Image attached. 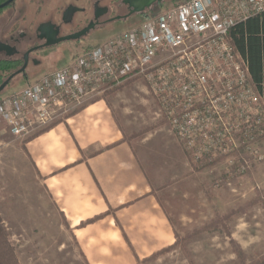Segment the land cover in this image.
<instances>
[{
  "label": "rangeland",
  "instance_id": "obj_1",
  "mask_svg": "<svg viewBox=\"0 0 264 264\" xmlns=\"http://www.w3.org/2000/svg\"><path fill=\"white\" fill-rule=\"evenodd\" d=\"M24 1L16 0L7 6L0 18L14 11L19 17ZM171 2L154 3L148 14L158 13ZM124 13L122 6L117 11L109 10L108 16ZM143 19L144 16L133 14L127 19L113 20L103 29L93 31L92 40L86 44L66 40L33 54L39 63L29 70L27 79L15 76L0 96L55 71L85 48L97 46ZM98 98H103L115 112L125 140L133 145L143 163L178 236L175 247L137 264L264 262V158L257 160L251 156L249 167L234 172L226 182L224 159L201 164L193 159L178 139L159 96L144 78L135 77L109 87ZM33 135H0V262L12 264L7 250L10 247L15 264H87L65 220L22 154L20 146ZM253 149L264 155V138L256 141ZM218 179L223 181L216 185ZM219 218L217 226L203 229Z\"/></svg>",
  "mask_w": 264,
  "mask_h": 264
},
{
  "label": "built area",
  "instance_id": "obj_2",
  "mask_svg": "<svg viewBox=\"0 0 264 264\" xmlns=\"http://www.w3.org/2000/svg\"><path fill=\"white\" fill-rule=\"evenodd\" d=\"M262 12L264 0H172L136 26L0 96V135H33L109 87L142 77L193 159H224L228 182L249 167L251 156L264 158L253 149L264 138V101L228 37L234 25Z\"/></svg>",
  "mask_w": 264,
  "mask_h": 264
},
{
  "label": "crops",
  "instance_id": "obj_3",
  "mask_svg": "<svg viewBox=\"0 0 264 264\" xmlns=\"http://www.w3.org/2000/svg\"><path fill=\"white\" fill-rule=\"evenodd\" d=\"M21 146L87 264H137L174 243L171 217L103 98Z\"/></svg>",
  "mask_w": 264,
  "mask_h": 264
},
{
  "label": "flooded vegetation",
  "instance_id": "obj_4",
  "mask_svg": "<svg viewBox=\"0 0 264 264\" xmlns=\"http://www.w3.org/2000/svg\"><path fill=\"white\" fill-rule=\"evenodd\" d=\"M15 1L9 5L14 4ZM110 1L112 6L109 7L108 0H25L19 17H16L17 13L14 11L13 14L0 18V58L21 59L18 66L20 68L24 55L28 53L25 70L19 74L21 78L27 79L29 70L39 63L33 54L50 47L51 45H47L49 42L90 26V29L79 38L68 40L74 41V44H86L92 40L93 31L103 29L111 22L110 19L116 16L127 19L129 16L126 18L124 16L134 9L129 7L125 0ZM7 6L1 8L0 13ZM122 6L125 7L126 13L108 16L109 10L117 11ZM151 7L133 14L142 15V12L150 10ZM26 8L31 12L27 13ZM16 28H19L18 31Z\"/></svg>",
  "mask_w": 264,
  "mask_h": 264
},
{
  "label": "trees",
  "instance_id": "obj_5",
  "mask_svg": "<svg viewBox=\"0 0 264 264\" xmlns=\"http://www.w3.org/2000/svg\"><path fill=\"white\" fill-rule=\"evenodd\" d=\"M4 1L5 0H0V3ZM148 11L149 10L142 12L141 13L142 16L148 15ZM228 37L230 38L234 50L239 52L246 59L249 69L250 79L252 83L255 85L258 92L261 94L262 99L264 101V12L249 17L245 21L234 25L229 30ZM20 63H21V59L0 58V84L12 72H14L18 68ZM11 81L9 83H11ZM39 133L34 134L32 137L28 138L27 140L33 138ZM234 212L235 211H231V213ZM218 221H220V218L213 220L210 223L211 225L209 224L208 226L203 227V229L210 228L211 226L213 227L217 226ZM1 233H2V226L0 224V234ZM177 244H178V236L175 233V241L172 245L151 254L149 257L144 258L140 262L152 260L157 255L169 251ZM232 244L234 245L235 243L232 241ZM235 249L237 252H240L237 246ZM7 250L9 253L10 262L12 264H15L16 261L12 255L11 248L7 247ZM0 264H6V263L5 261H2L0 262ZM260 264H264V262Z\"/></svg>",
  "mask_w": 264,
  "mask_h": 264
},
{
  "label": "water",
  "instance_id": "obj_6",
  "mask_svg": "<svg viewBox=\"0 0 264 264\" xmlns=\"http://www.w3.org/2000/svg\"><path fill=\"white\" fill-rule=\"evenodd\" d=\"M14 0H5L4 2L0 3V9L9 5L11 2H13ZM164 0H125V2L129 5V7H134L133 10L129 11V13L124 16V18L130 16L131 14H133L134 12H141L144 9H147L149 7H151L154 3H162ZM120 16H116L114 18H111L110 21L113 20H118L120 19ZM90 29L89 27H85L83 29H81L80 31L72 34V35H67V36H63L60 38H57L56 40L49 42L47 45H54L57 44L59 42L62 41H66V40H70V39H77L80 36H82L83 34H85L88 30ZM35 49V48H33ZM31 49V50H33ZM30 50V51H31ZM27 61H28V53H26L24 55L23 58V64L21 65L20 68L16 69L14 72H12L1 84H0V93L6 88L7 84L17 75L21 74L24 70L25 67L27 65Z\"/></svg>",
  "mask_w": 264,
  "mask_h": 264
}]
</instances>
